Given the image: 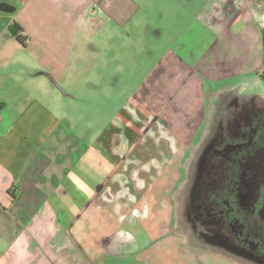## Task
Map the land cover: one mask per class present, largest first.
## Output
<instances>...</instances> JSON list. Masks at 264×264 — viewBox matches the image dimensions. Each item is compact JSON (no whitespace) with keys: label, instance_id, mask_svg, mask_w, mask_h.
<instances>
[{"label":"crops","instance_id":"obj_1","mask_svg":"<svg viewBox=\"0 0 264 264\" xmlns=\"http://www.w3.org/2000/svg\"><path fill=\"white\" fill-rule=\"evenodd\" d=\"M263 42L264 0H0V264H111L103 253L135 244L126 264L208 256L213 248L191 251L197 242L188 235H176L174 258L137 238L111 244L99 231L101 212L133 193L131 166L180 159L208 130L222 131L244 89L260 90ZM86 100L93 112L76 113ZM117 108L140 118L133 147L120 143L127 129ZM250 114L243 131H264L263 118ZM97 123L107 130L92 129ZM189 153L180 160L192 164L187 195L201 196L228 161ZM203 179L212 183L200 186ZM189 219L195 227V214Z\"/></svg>","mask_w":264,"mask_h":264},{"label":"rangeland","instance_id":"obj_2","mask_svg":"<svg viewBox=\"0 0 264 264\" xmlns=\"http://www.w3.org/2000/svg\"><path fill=\"white\" fill-rule=\"evenodd\" d=\"M262 51H263V60H264V42L262 45ZM152 67V66H151ZM149 67V69L151 68ZM123 70V69H122ZM264 70L261 72V87L258 93L250 91L248 89H244L243 94L240 96V100L238 102V109L234 108L236 106V102L232 104L228 110L227 117L224 116L225 120V126L222 128V131H211L208 130L206 132V135L203 136V141L201 143V146L197 149H190L186 154V150L184 151V154H179L180 159L170 161V162H152L150 157H147V162L145 163H137L130 167L129 172L132 173V176L134 175L137 177V179L133 180L135 183V189L132 191L133 193L128 195L125 199L117 197V201L112 207L110 208V212H105L104 210L101 212V215L103 218H105L102 222H106L103 224L102 227L99 228V231L101 232V235L103 236V239L109 237V242L111 241V244L115 240H123V238H126L127 242L131 240H135V238L139 239L140 242H143V244L150 248V250H153L154 247H161L168 252L169 256L171 258H174L176 255L180 254V245L179 240H175L176 235H188L192 241H196V245L191 243V246H195L196 249H191L193 252H199L202 249H205L203 247L207 248H213V251H208V256L201 257L199 260H197L199 263L202 261L204 264H209L208 262H212V264H264V239L258 237L261 241V245L258 243H255L256 237H254V233L257 232L261 228L260 218L261 220H264V207L259 209L260 216L258 215V211L254 212L255 204L252 195H250L249 189H247V193L245 194V200L242 199L243 204L245 207V211H243L241 220H244L245 224V236H249L245 238V248L248 250H251L246 253L242 254L239 253L237 249H240V245L236 244L237 239H234L235 236H237L238 229L233 225L234 227L230 231H228V234L230 235V243L228 248V253L226 250L222 249L221 251V244L218 242H215V239L212 237L211 239H208L211 234L208 232L209 228H205V225L208 224H219V221L212 220V215H210L207 211V207L200 204L198 201H195L194 211H189L191 207V204L194 203L193 199L190 197V195H187V189L191 185L190 178L187 173L190 170V167L192 166L191 162H186L185 164H182L180 160L186 159L189 156V152L192 151L198 158L203 154V149L205 151H208L209 154L206 155V157L210 156H223L224 158H248L249 156L257 158L256 151L259 149H263L261 156L264 155V131L261 133H253V132H244L243 130L246 128V124L244 122H241L240 120L248 116L250 117L253 113L256 117H260L261 120L263 118L264 120ZM257 80V78H256ZM245 84V83H244ZM258 84V83H257ZM246 87V86H245ZM253 92V93H252ZM126 92L121 93V97L124 96ZM256 93V94H255ZM120 101V100H119ZM117 100V103L119 102ZM84 104L79 105V107H76L74 110L76 113H86L91 114L93 112V103L92 100H86L82 101ZM121 109L117 113H119ZM79 113V114H80ZM119 116L115 118L117 121L118 127H122L123 130L127 129L126 132H123L124 134H121V144L123 145H129V147H133L137 141H135L137 138L140 137L142 134L141 127H140V118L138 116H131L129 114L125 115L123 113H119ZM260 115V116H258ZM88 116V115H86ZM262 116V117H261ZM253 117V116H252ZM84 117H81L79 115H75L73 120L78 119V123H80V127H82V120ZM99 122L103 120L102 117H97ZM114 119V118H113ZM142 117V121H143ZM219 121V117H218ZM144 122V121H143ZM153 122V121H152ZM92 129H102L107 130L104 128V123H97V125H94L91 127ZM211 129V128H209ZM264 129V126H263ZM87 134V133H84ZM259 134V137H258ZM104 135L101 136V141H105L103 139ZM216 139L214 141V144L207 147L205 149L206 140L210 139ZM103 152L106 155H111L110 149L105 148L103 145ZM136 148L140 149L139 146H136ZM116 153H114V156L118 155L119 152H121L120 146L116 148ZM168 150V149H167ZM256 150V151H255ZM183 152V151H182ZM122 155V154H120ZM245 157V158H244ZM246 160L251 161L253 160ZM262 159V158H261ZM210 161V159H209ZM236 161V160H235ZM264 160L262 159V162ZM231 162V161H230ZM190 163V164H189ZM233 165V166H232ZM246 165V164H245ZM196 166H199L196 164ZM264 166V164L262 165ZM241 167V164H225L224 165V173L227 174V176L224 178L225 181L217 180L212 183L211 189L208 190L204 187H200L201 195L202 191H204V195L207 198H209L208 192H214L216 188H221V182H222V188L225 187L224 182L230 180L231 178H235L238 175V171ZM256 167L255 165H252V168ZM213 168L212 164H205L203 166V169L210 170ZM232 172H236V174H230ZM222 173V175L224 174ZM224 176V175H223ZM218 177V175H216ZM228 179V180H227ZM231 182V181H230ZM131 183V180L128 181L127 188H129ZM137 183V184H136ZM200 186L201 184L207 185V180H202L199 182ZM231 184V183H230ZM248 184V182H247ZM224 186V187H223ZM231 186V185H230ZM119 187V184H118ZM221 188V189H222ZM252 188V187H250ZM131 189V187H130ZM220 190V189H219ZM232 190V186L231 189ZM206 192V193H205ZM205 198V197H203ZM264 202V196H262L261 202ZM106 209H108V204L105 203ZM195 214V219L197 220L198 225H204L200 228L198 225L197 227H194L193 222L189 219L190 215ZM236 214H238L236 211H229V221H230V227H231V221L235 223L236 221ZM108 218L112 220L110 225L108 224ZM241 220H239L241 222ZM224 222V221H223ZM237 222V221H236ZM200 223V224H199ZM106 225V226H105ZM254 225H257L258 227H255ZM237 226V225H236ZM260 235L264 236V228L262 230ZM97 233V232H96ZM111 234V235H109ZM213 234L220 238L221 241H226L227 233L224 228H215L213 229ZM115 236V237H113ZM256 236H259L256 233ZM131 239V240H129ZM207 239V240H206ZM236 240V241H235ZM106 242L107 240H103ZM102 241V242H103ZM125 241V240H124ZM212 241L213 243L206 244L205 242ZM233 243V244H232ZM130 244V243H129ZM141 246L140 244L135 245H129V248L127 246H123V249H114L115 254L111 257L107 258L105 257L107 252L103 253V257L101 258V261L104 263H111V264H126L128 259L134 258L130 257L129 255L131 253L126 252H132L133 254L136 251L137 247ZM153 245V246H152ZM126 247V248H125ZM243 248V245H242ZM120 250H122L120 252ZM190 251V249H187ZM254 250H262L260 251V255L258 253L254 252ZM125 251V252H124ZM254 252V254H252ZM131 254V255H133ZM138 254V253H137ZM126 255V256H124ZM228 256L226 258H221V256ZM261 258L262 260H258ZM259 256V257H258ZM261 256V257H260ZM202 260V261H201ZM189 264H199L193 259L188 260ZM131 263H133L131 259ZM129 264V263H128Z\"/></svg>","mask_w":264,"mask_h":264},{"label":"flooded vegetation","instance_id":"obj_3","mask_svg":"<svg viewBox=\"0 0 264 264\" xmlns=\"http://www.w3.org/2000/svg\"><path fill=\"white\" fill-rule=\"evenodd\" d=\"M256 151V150H255ZM263 149H259L256 151L257 154V158L255 157H251L249 156L248 158L242 159V158H235V157H231L227 158L226 160L228 161L227 163L234 164H241V167L238 171V175L235 178H231L230 180L224 182L225 187L222 188V182L221 184V188H216V190L214 192H208V196L209 198L205 197L203 199L202 195L201 196H191V198L193 199V201H198L199 199V203L202 204V202H204V206L207 207V211L210 215H212V220L214 221H219V224H208V225H198L197 223H195V227H197V225L200 228H209L208 232L211 234L209 237H207L208 239L212 240V237L215 239V242H222L223 245V249L226 250V252L228 253V248H229V239H230V235L228 234V231H230V228L232 229L235 225V227L238 229L237 231V236L234 237V239H237L238 241H236L237 245H240V249H237L239 251V253H246V249L244 244H245V238L249 237V236H245V224H244V220H241L240 218H242L241 215H243V211H245V207L243 204L242 199L245 200V194L247 193V189H249L250 191V195H252L253 197V202L255 204V211H258V215L260 216L259 213V209L264 207V202H261L262 196H264V166H262L264 164V161L262 162V159L264 160V155L261 156ZM253 162L251 163V161H246L253 159ZM262 158V159H261ZM236 160V161H235ZM231 161V162H230ZM246 164V165H245ZM256 167L252 168V165H255ZM233 166V165H232ZM230 173V172H229ZM233 174H236V172H232ZM230 173V174H232ZM224 176L220 178V180L223 179L227 176V174H223ZM209 179V178H208ZM192 180V179H191ZM204 180V179H203ZM207 180V179H206ZM202 180H199L198 182H200ZM231 181V182H230ZM209 184L212 183L211 180H208ZM248 182V184H247ZM231 183V184H230ZM232 186V190L231 186ZM247 186V189H246ZM252 187V188H250ZM220 189V190H219ZM198 198V199H197ZM193 204V203H192ZM191 207L193 208L194 211V207L195 204H193ZM229 211H236L238 214H236V221L235 223L231 221V227H230V221H229ZM191 219H192V215H191ZM241 220V222L239 221ZM224 221V222H223ZM260 223L261 225V230L262 228H264V220H261L260 218ZM262 222V223H261ZM200 224V223H199ZM237 225V226H236ZM204 226V227H202ZM255 227H258L257 225H254ZM215 228H224L226 233H227V237L225 240L226 241H221L219 240V238H217L214 234H213V229ZM259 230H257V234L259 236H256V233H254V237H256L255 239V243H258L259 245H261V241L260 239H258V237L263 238L264 236H261L259 232H261ZM207 240V239H206ZM211 244L213 243L212 241H210ZM209 244V243H207ZM233 244V243H232ZM243 245V248H242ZM262 245H264V243H262ZM251 250H248L247 252H249ZM262 251V250H260ZM260 251L258 250H254V252L258 253V255H260ZM254 252H252V254H254ZM256 257V256H254ZM259 257V256H258ZM261 257V256H260ZM257 258V257H256ZM258 259V258H257ZM261 258H259L258 260H260ZM262 260V259H261ZM263 262V260L261 261Z\"/></svg>","mask_w":264,"mask_h":264},{"label":"trees","instance_id":"obj_4","mask_svg":"<svg viewBox=\"0 0 264 264\" xmlns=\"http://www.w3.org/2000/svg\"><path fill=\"white\" fill-rule=\"evenodd\" d=\"M10 32L16 36V39L23 45H26V37L21 34L22 29L17 23H13Z\"/></svg>","mask_w":264,"mask_h":264}]
</instances>
